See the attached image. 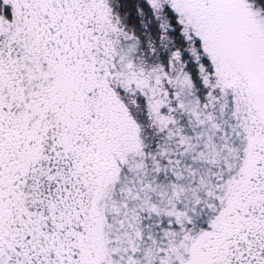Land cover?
Returning <instances> with one entry per match:
<instances>
[{
  "label": "snow or ice",
  "instance_id": "snow-or-ice-1",
  "mask_svg": "<svg viewBox=\"0 0 264 264\" xmlns=\"http://www.w3.org/2000/svg\"><path fill=\"white\" fill-rule=\"evenodd\" d=\"M0 264H264V0H0Z\"/></svg>",
  "mask_w": 264,
  "mask_h": 264
}]
</instances>
